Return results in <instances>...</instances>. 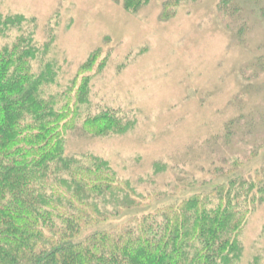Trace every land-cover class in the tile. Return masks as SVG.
Listing matches in <instances>:
<instances>
[{"label": "rangeland", "instance_id": "374dc122", "mask_svg": "<svg viewBox=\"0 0 264 264\" xmlns=\"http://www.w3.org/2000/svg\"><path fill=\"white\" fill-rule=\"evenodd\" d=\"M0 13L24 16V32L47 47L36 70L49 64L63 88L90 75L88 112L107 109L133 122L121 135H71L67 142L70 154L107 160L139 192L158 191L137 212L175 201L184 174L214 181L178 198L225 181L214 171L215 138L226 141L227 165L239 162L236 175L264 167V147L248 153L264 140V0H148L137 11L124 0H0ZM238 116L254 123L233 125L228 138L227 126ZM240 240L242 263L264 264V201Z\"/></svg>", "mask_w": 264, "mask_h": 264}, {"label": "trees", "instance_id": "16d2710c", "mask_svg": "<svg viewBox=\"0 0 264 264\" xmlns=\"http://www.w3.org/2000/svg\"><path fill=\"white\" fill-rule=\"evenodd\" d=\"M124 2L137 11L148 0ZM25 21L0 13V264H243L240 238L264 201V167L236 175L239 162L227 165L221 150L226 141L215 138L214 171L225 181L178 198L214 181L184 174L175 184V201L137 212L158 191L139 192L107 160L70 154L67 142L71 135H121L133 122L107 109L88 112L90 75L63 88L49 64L36 70L34 62L47 47L24 32ZM241 117L228 124V138L233 125L254 123ZM250 147L248 153L261 149L264 140ZM126 212L131 214L123 219Z\"/></svg>", "mask_w": 264, "mask_h": 264}]
</instances>
